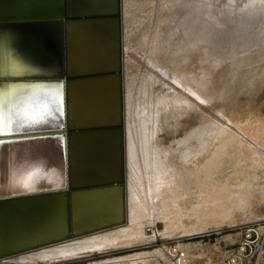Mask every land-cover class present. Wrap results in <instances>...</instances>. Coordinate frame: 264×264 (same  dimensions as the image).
<instances>
[{
	"label": "bare ground",
	"instance_id": "bare-ground-1",
	"mask_svg": "<svg viewBox=\"0 0 264 264\" xmlns=\"http://www.w3.org/2000/svg\"><path fill=\"white\" fill-rule=\"evenodd\" d=\"M65 6L67 186L60 187L62 172L55 155L45 144L44 147L38 142L13 144L15 148L6 156L9 161L5 188L15 194L0 195V264L53 258L58 262L108 247L116 240L124 243L130 236L143 241L157 238L164 228L150 236L136 235L141 232L138 225L141 226L146 216V198L154 195L155 200L152 199L156 201L167 192L172 195L175 186L183 188V183L175 185L176 181L166 176L172 166L181 172L180 178L190 179L191 183L199 177L197 172L202 169L204 172L212 147L220 143L216 140L224 130L211 115L231 106L228 119L242 124L262 110L254 99L264 95V53L260 57L258 51L264 39L259 43L255 37H264V0H65ZM248 46L254 47L252 53L246 51ZM238 53L235 64L226 65L219 74L214 72L220 60L228 62L230 55ZM183 63L188 65L179 70ZM252 64L254 75H261L258 89L239 73ZM115 66L119 71L112 70ZM136 68L139 73L134 91L129 85V76ZM72 69L77 74L76 80ZM150 76L161 81L168 91L162 92L152 83L158 93L153 106L135 117L130 105L148 103ZM73 91L77 93L74 99ZM196 98H215L216 105H203ZM77 102L83 103L86 116L84 120L79 118L75 125L73 107ZM182 104L188 110L173 107ZM184 115L187 123L182 122ZM184 124L185 130L192 133L189 140L186 135L175 136ZM166 130L168 135H161ZM74 137L78 140L79 152L73 149ZM165 137L167 142H163ZM120 140L125 142L123 173L118 170L121 154H115L114 149ZM166 159L171 160L170 167L164 166ZM118 174H123V183L118 182L122 178L119 175L118 179ZM113 177L123 185L122 191L128 197L125 223L122 217L126 214L118 215L126 210L121 202L125 200L121 199L125 193L120 196L119 204L115 202L121 190L116 193L114 188L118 185L113 187ZM97 180L99 183L105 180L106 185L97 186L93 182ZM42 181L52 188L39 191ZM112 201L117 203L119 213L112 207ZM100 203L105 212L98 206ZM95 206L105 216L102 213L101 217L97 216ZM106 207H110L108 211L114 209L111 217L110 211L106 214ZM115 211L121 224L113 226L115 222L109 226L111 219L118 218ZM114 214L116 217L112 218ZM106 217L111 218L108 229L87 232L90 231L87 228L95 225L102 229L101 223L105 222L101 220ZM158 225L160 229L166 226L163 219ZM129 227L137 230L131 235L129 232V237L126 233L117 238L106 236L113 229ZM175 248L178 246L173 245L172 249ZM58 264H71V261Z\"/></svg>",
	"mask_w": 264,
	"mask_h": 264
},
{
	"label": "rangeland",
	"instance_id": "rangeland-1",
	"mask_svg": "<svg viewBox=\"0 0 264 264\" xmlns=\"http://www.w3.org/2000/svg\"><path fill=\"white\" fill-rule=\"evenodd\" d=\"M189 36H191V33H189ZM263 39L264 37L262 35L261 36L257 35L255 37V41L259 43H261ZM212 43H216V42L213 41ZM261 45L262 46L258 50L259 53L261 54L260 57L264 53V43H262ZM245 48L248 53H252V51L254 50L253 46H248ZM242 51H240V53ZM240 53L235 55H230L229 58L230 61L228 62L220 60L218 62L217 68L214 69V72L219 74L225 68L226 65L235 64L237 62V58ZM255 57L257 58V56ZM193 64L194 63H192L191 60L189 62V65L192 67ZM187 65L188 63H183L182 66L179 67V70H182ZM111 68L112 67H110V69ZM110 69L107 68L106 70L119 71L117 70L119 69V67L117 66L113 67L112 70ZM193 69L196 68L193 67ZM254 69L255 66L254 64H252V66L247 68L246 71L239 73L241 75H245L246 79L252 81V84L255 86V89H258L261 86L260 84L261 75L255 76L253 71ZM171 70L174 71L176 69L171 68ZM137 73H139V71L136 68L134 69L133 73L129 76V85L132 87L134 91H136V85L138 83ZM76 75L77 74L75 72V69H72V77L74 79L76 78ZM148 80L151 82L148 83V87H147L150 90V97L148 103L132 102V105H130L131 110L135 112V117L137 116L136 114L145 113L148 111L149 107L151 108L153 106V103L158 93L157 94L155 93L152 83L155 84L162 92L168 91L166 87L163 86L164 84L161 81L156 80L154 77L150 76ZM239 87H242V85H239ZM76 95L77 93L73 91L72 99H74ZM196 99H197L196 101L198 102L201 100L202 102L200 103L203 105L206 104H212V106L216 105L215 98H211V99L196 98ZM190 100L194 101V98H191ZM190 100H185V101H190ZM254 101L255 104L258 106V108H260L259 110L261 109L262 110L258 111V113L255 116L251 117L250 119L251 121L247 123L239 124L236 123V121H234L233 119L232 120L228 119L229 114L231 112V106L225 110L218 111L217 113L211 115L216 119L219 125L224 128V130H222L221 136L216 140L217 141L216 143L219 142L220 143L212 147L211 155L209 156L206 162V167L204 168V172L202 169L201 171L203 173L201 171L196 173L199 176L198 178L196 177V180L198 179L197 180L198 185L196 184V180H194L195 182L191 183L192 180L190 179L183 180L182 178H180V176L178 175L181 172H178L177 169L174 170L172 166L171 167L172 169L167 172L166 176L169 175L170 181H174V182L176 181L175 185H177V183L179 182L183 183L184 184L183 188H179V186H175L174 189H172V191L169 190V192L171 191L173 196L167 192L165 193V195L160 196L162 197V199L157 197L158 201L157 200L154 201L156 197V196L154 197V195H152L154 200L152 199L151 196H150L151 198L149 196L148 198H146L148 201V203H145V205H147L145 211L146 216L144 217L141 226L139 227L140 224L138 225V228L141 229L140 230L141 232L138 233L136 232V235L140 233H146L147 236L148 235L150 236V234H153L152 232L154 233L159 232L164 228V230L161 231V234L160 232L157 234L158 235L157 238L150 239L147 241L146 240L143 241L140 240V238H137L139 240L135 241L137 239H135V237L133 238L132 236H130L132 233H134V231H137L135 228H134L135 230L131 229L133 227H129L130 229L126 228V230L125 228L113 229L107 233L108 234L106 235L107 237L113 236L117 238L118 236L120 237L122 235H125L126 233V237L130 236L132 237V240L130 237L124 243L120 242L119 240H116L117 243H115L116 241H114L111 243L112 245L108 247H104L99 250L97 249L96 251L85 252L84 253L85 255L83 256L77 258L65 259L58 262L53 261L54 260L53 258L51 260L34 259L31 263H28L27 261H21L20 263H12V264H58L59 262L61 263L65 261L66 262L71 261V264H165L162 257L166 248H168L170 244L177 245L178 247H180L187 256V258H189L190 260L206 264L209 263L210 261L209 260L210 255H213L215 253L218 254L220 251H223L224 249L233 246L236 243V241L240 238V236L242 235L245 229L250 230V228H252L258 234H260V236L264 241V95L262 97L258 96L257 98L254 99ZM113 105H116V102ZM183 105L185 104L176 105L173 107H179L181 110L182 109L188 110V107ZM85 114H86L85 107L83 103L81 102L80 104H78L77 102V104L73 107L74 124L75 125L77 124L79 118L84 120L86 116ZM186 115H184L183 118L184 120H182V122L184 123L188 122V120L185 119L187 117ZM166 120H169V118L166 117ZM185 125L186 124H184V126L181 129L176 130L175 136L186 135L187 136L186 140H189V138H191L192 136V133H189L187 132V130H185ZM167 131L168 130H166L165 133H161V135L163 136L168 135ZM204 134H207V131H204ZM166 138L167 137L163 139V142H167ZM120 142L117 143L118 146L115 145L114 149H115V154H119V155L121 154L122 158L121 161L119 162L122 164L124 162V158H123L124 155L122 154H123V148L125 147V142H123L122 140H120ZM196 143L198 142L196 141ZM73 149L78 152L81 150L78 140L75 137L73 142ZM119 150H121L122 153L120 152L117 153ZM112 160L115 161V159ZM170 161H171L170 159H166L165 160L166 164L164 166L170 167L172 165V162ZM121 164H119L118 170L124 171L122 169L124 163L122 164V166ZM121 172L119 173L121 174ZM120 174H118L116 177L119 179L121 176L122 178H120L118 182L120 181L119 183H121L122 181L123 183L124 182V180H122L123 174L122 175ZM196 174L195 176H197ZM116 177H113V180L111 178V181H114L111 183H115V186L113 187H116L118 185L117 187L121 188L118 190L117 187L114 188L117 191V192L115 191L117 194L120 192L119 190H121V193L117 198L120 199V196L123 193H125L123 195L126 196L125 197L123 195L121 196V199L122 198L125 199V200L123 199L124 201H121V199L120 200L115 199V202L117 203L119 201L123 202L122 205L123 204L125 205V206L123 205V207L126 208V210L124 208H121V210L124 209L125 211L124 213L123 212L119 213L120 209H118V207L117 208L115 207L117 203L113 201L112 202L114 206L112 205V207L113 208L115 207L116 208V209L114 208L115 210L118 209L119 216L120 214L122 215L126 214L124 218L120 216L123 219V223H125L124 219L125 218L126 220L128 219V214H127L128 197L126 192L122 191V188L124 190L123 185L118 184V182H116L117 179H114ZM175 177L177 178L175 179ZM201 180L202 181L206 180V182L202 184ZM98 181L100 180H97L96 182ZM93 182L97 186L98 185L101 186L104 185L106 181L101 180L100 183L98 182L99 184L96 183L95 181ZM199 183H201L202 185H200ZM87 184L85 185L86 187L88 185H89L88 187H91L92 185L96 186L93 183L92 185L91 184L87 185ZM168 194L170 196H168ZM151 201L155 202L154 204H156V206ZM101 202L102 204L105 203L104 200ZM166 202H168V204ZM141 204H143V202ZM152 204L154 206H152ZM100 205L101 203L98 206L100 207ZM145 205L142 206L145 207ZM103 207L104 205H101L100 209L102 210V212L103 211L105 212V210H103ZM109 208L106 209V214ZM113 208L111 210L114 211ZM94 209H92L91 211H93ZM97 209L100 210L98 207L96 208V210ZM98 210L97 212L94 210L95 214L97 213V216L100 215L101 217L102 212H100L101 211L100 210L98 213ZM113 211L109 212L110 217L113 214ZM116 212L117 211H115V213ZM102 214L104 215L105 213ZM118 215L116 213V216ZM116 216L114 214L112 218ZM119 216L114 220L109 218L112 221L110 225L108 224V222H110L108 221L109 219L107 220L108 217H106L105 220H103L104 218H102L101 221L105 222L104 224L100 222L102 229L100 228V226L96 227L97 225H95L92 227V229L91 227L90 229L87 228L90 231H87V229L84 231L94 233L95 231L99 232V229L100 231L103 229L106 230L108 229L109 226H112L115 222L117 223H115L116 225L113 226H118V224L119 225L121 224L120 223L121 221L119 220L120 218ZM162 219L164 220L166 226L163 225L161 226L162 228L160 229L158 228L160 227L158 224L162 222ZM194 223L197 225L195 226ZM197 228L198 231H196ZM117 230H119L120 233ZM153 230H157V231H153ZM164 231L167 233H165ZM116 232L118 233L116 234ZM129 232H131L130 235H128ZM114 243L115 245H113Z\"/></svg>",
	"mask_w": 264,
	"mask_h": 264
},
{
	"label": "water",
	"instance_id": "water-1",
	"mask_svg": "<svg viewBox=\"0 0 264 264\" xmlns=\"http://www.w3.org/2000/svg\"><path fill=\"white\" fill-rule=\"evenodd\" d=\"M65 15V0H0V195L15 194L6 156L20 142L45 144L67 186Z\"/></svg>",
	"mask_w": 264,
	"mask_h": 264
},
{
	"label": "built area",
	"instance_id": "built-area-1",
	"mask_svg": "<svg viewBox=\"0 0 264 264\" xmlns=\"http://www.w3.org/2000/svg\"><path fill=\"white\" fill-rule=\"evenodd\" d=\"M172 246L170 244L163 254L165 264H205L190 260L180 247L172 249ZM263 254L264 241L260 234L250 228L244 230L233 246L215 256L210 255V261L206 264H264Z\"/></svg>",
	"mask_w": 264,
	"mask_h": 264
},
{
	"label": "snow or ice",
	"instance_id": "snow-or-ice-1",
	"mask_svg": "<svg viewBox=\"0 0 264 264\" xmlns=\"http://www.w3.org/2000/svg\"><path fill=\"white\" fill-rule=\"evenodd\" d=\"M0 131H2V129H0Z\"/></svg>",
	"mask_w": 264,
	"mask_h": 264
}]
</instances>
